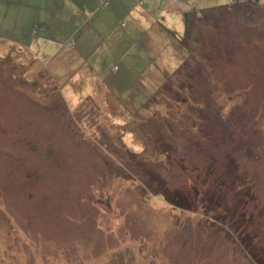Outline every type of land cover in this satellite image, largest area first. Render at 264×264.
Instances as JSON below:
<instances>
[{
  "label": "rangeland",
  "instance_id": "rangeland-1",
  "mask_svg": "<svg viewBox=\"0 0 264 264\" xmlns=\"http://www.w3.org/2000/svg\"><path fill=\"white\" fill-rule=\"evenodd\" d=\"M7 1L0 0V264H264V4L215 0L223 7L198 23L188 57L176 37L192 1L159 0L155 17L176 33L158 35L157 51L141 48L139 62L128 58L134 67L126 74L110 73L118 46L95 48L102 32L126 29V19L78 17L71 22L94 44L82 60L71 57L74 67L97 63L107 67L108 86L120 75L114 86H131L90 95L81 70L67 83L46 65L38 74L35 60L55 56V19L47 35L45 21L30 18L24 29L4 19ZM40 1L47 8L50 0ZM143 1L135 5L144 9ZM67 36L57 40L74 49L77 37ZM17 39L33 47L34 62ZM186 59L189 71L175 74ZM162 67L168 81L148 79ZM172 82L184 89L169 94ZM202 129L215 132L209 138ZM164 190L191 210L169 204Z\"/></svg>",
  "mask_w": 264,
  "mask_h": 264
},
{
  "label": "crops",
  "instance_id": "crops-1",
  "mask_svg": "<svg viewBox=\"0 0 264 264\" xmlns=\"http://www.w3.org/2000/svg\"><path fill=\"white\" fill-rule=\"evenodd\" d=\"M146 1L148 3L147 7L144 9H139V7L135 4L142 5L143 3H145L143 0H109L106 7L100 6L98 0H50L47 2L46 5L47 8L45 7V3L40 0H35V1L11 0L6 2L5 6L2 9V12L4 13V19L22 21L19 27H23L24 29H28L30 25L29 22L27 23L26 28L24 24L30 18H33V21L34 20L39 22L45 21L44 23L41 22L43 26L40 27L42 28V33L44 34L49 32L50 25L55 19L54 33L56 39L55 41L56 51H55V56L52 57L50 62L43 63L40 60V58H37L35 60L33 57V50H32L33 47L31 48L30 46H26L18 39L15 40V44H18L19 47H21L19 48L20 51L27 49L26 54H29L27 56L28 59L30 56L33 59L32 60L33 62L35 60V63L37 64L38 74L44 72L43 68L46 65L45 68L49 69V72L52 74L53 78L55 77L56 81L62 80L64 83H67L68 81L67 79L72 77V75L76 73L77 70H81L83 81H81L80 86L82 87L83 85L84 87L86 85L84 87L85 93L92 95L97 93L98 90H102L104 91V94L113 93L114 95H117L120 93L131 91V86H125V88H121V89L118 88L117 86H114L116 85V83L122 82L119 80L121 75L119 76L116 83L110 82V86H108L105 80H107V76H109V73L106 74L104 72L107 69V67L103 71L97 70V63H93L92 67L90 66L84 67L85 65L84 66L81 65V67L78 68L74 67V61L71 62L73 59L70 60L71 57H74L75 54L78 56V60H82V55L85 54L89 50V48L94 44V39H89L88 37H84V34L80 33L81 28L79 26H76L74 22L72 23L71 21L76 20L78 17L83 18L84 21L95 20L98 22H104L106 21V18L126 19V22L128 24L126 29L117 30L116 32H114V30L117 29L118 27L116 26V28L113 29L112 31L102 32L104 33L103 37L95 42L97 43L95 47L97 49L96 53L99 52L102 53V51L105 50H112L111 46L114 47L118 46V48L116 49L118 53V59H117L118 64L114 63L109 66V68H111L112 65H116L117 70L116 71L111 70L110 73L118 72V73L126 74V72H129L128 70L134 67L133 64L140 61L141 48L150 53L152 51H157L158 47L156 46L157 45L156 38L159 37L158 35L166 34L171 37L173 36V34L166 32V30L167 31L169 30L170 32L174 30L169 29L162 22L160 16L155 17L154 15L156 13V9H158L157 8L158 6L156 7V3L159 0H146ZM171 1L173 0H167L164 3L171 5L170 3ZM181 1L182 0H177V2H181ZM188 1H192V5H194V8L180 11L182 18L184 12L190 11L192 9L200 10L198 8L199 5H203V6L209 5L208 7L215 6L217 0L216 1L188 0ZM259 2L264 4V0H259ZM208 7H203V9ZM32 8L35 10V13L30 12ZM159 8H161V6H159ZM43 9H45V14L42 13L44 12ZM140 10H142L143 12H141ZM142 18H146L148 20L147 24H144L145 27H143V23L141 22ZM123 24L124 23H122V25ZM17 28L14 27L13 30L21 31L20 29ZM141 29L143 31H141ZM69 30L70 32L68 33ZM36 34H37V30L33 35ZM4 35L5 33H2L0 36H4ZM63 35H68V36L74 35L77 37L74 43V49L71 48L70 50H67L66 44L60 45L59 40L57 39ZM98 36L99 35H97V37ZM107 36H111V38L108 39ZM40 44H41V40L37 39L34 48L37 47L38 49H41V46L43 45ZM67 44H69V42ZM128 58L132 59V63H133L132 65H126V61L128 60ZM146 66H148V64ZM50 69H52V72L50 71ZM45 71L48 70L46 69ZM164 72H166L165 67H162V69L159 68L158 71H154V74L149 72L148 79L151 78V80L156 81L157 76H160L159 79L161 81ZM143 73L145 75V72ZM157 73L159 74L157 75ZM102 75H105V77H103ZM62 92H69V90L63 89ZM88 97L92 99V97L90 96Z\"/></svg>",
  "mask_w": 264,
  "mask_h": 264
},
{
  "label": "trees",
  "instance_id": "trees-1",
  "mask_svg": "<svg viewBox=\"0 0 264 264\" xmlns=\"http://www.w3.org/2000/svg\"><path fill=\"white\" fill-rule=\"evenodd\" d=\"M253 2L254 4H257L259 2V0H244L243 3L245 2ZM242 3V2H241ZM242 3V4H243ZM230 4H227L226 6H229ZM106 7V6H105ZM223 6H212V7H208V8H205V9H200V10H195V9H192L190 11H186L183 13V23H184V32H183V36H179L178 38L176 37V40L178 41L179 45L181 46L182 49L184 50H187V52H189V55L188 57L191 55H193V53L191 52V46H190V42H191V39H192V35L191 33H193L198 25V23H202L203 20H208V19H212L213 18V14L211 13L213 10H216L218 8H221ZM211 11V12H210ZM210 17V18H209ZM36 31V30H35ZM34 31V32H35ZM166 32L168 33H171V34H174L173 31H167ZM176 36V35H175ZM174 36V37H175ZM190 59H186L185 61H182L181 62V65L175 70V74L177 75H181V74H184L186 73L187 71H189V66H191V64L189 63ZM189 63V64H188ZM116 66V65H114ZM114 66L111 67V70L112 71H116V69H114ZM117 67V66H116ZM163 76H164V81L163 82H166L165 79L167 78V81H168V74L166 72L163 73ZM163 80V78H162ZM162 82V83H163ZM174 82H172V86L170 85L169 88H168V92L169 94H176L178 93V91L183 87V84L181 83V86L180 88L177 87V85L173 84ZM171 84V83H170ZM178 84V82H177ZM186 84V82H185ZM179 85V84H178ZM166 84L163 83V85L161 86L162 88L165 87ZM160 87V88H161ZM167 87V86H166ZM187 87L190 88L191 85L187 84ZM184 89V88H182ZM155 92V91H154ZM153 92V93H154ZM119 98V97H118ZM91 99V98H90ZM148 101L145 103V106H147V104L149 103V99H147ZM150 121V120H149ZM148 121V122H149ZM146 122V123H148ZM146 123H143V124H146ZM217 125V124H215ZM219 126V125H218ZM221 126V125H220ZM202 131L204 132L205 131V134L203 135H207L209 138L211 137V135L213 136V131L215 132V130H204L202 129ZM212 133V134H211ZM154 137H159L160 136L158 135V133H156V135ZM225 140V139H224ZM159 141V140H157ZM232 163V162H230ZM166 190L164 191H161V192H158V194H161L162 197L169 203L171 204L172 206L174 207H177V208H180L182 210H185V211H190L191 210V206L189 205V203L186 204V201L184 200L183 202L180 201V197H174L172 195V193H168V192H165ZM179 192V191H176V193Z\"/></svg>",
  "mask_w": 264,
  "mask_h": 264
},
{
  "label": "built area",
  "instance_id": "built-area-1",
  "mask_svg": "<svg viewBox=\"0 0 264 264\" xmlns=\"http://www.w3.org/2000/svg\"><path fill=\"white\" fill-rule=\"evenodd\" d=\"M108 1H109V0H98V3H99L100 6L105 7V6L107 5ZM239 1H240V2H243L244 0H239ZM116 68H117V67L114 66V69H116Z\"/></svg>",
  "mask_w": 264,
  "mask_h": 264
}]
</instances>
